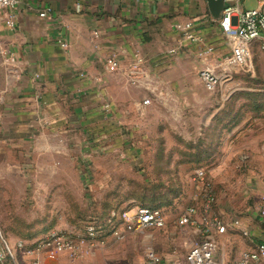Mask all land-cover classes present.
I'll return each mask as SVG.
<instances>
[{
    "label": "crops",
    "instance_id": "obj_1",
    "mask_svg": "<svg viewBox=\"0 0 264 264\" xmlns=\"http://www.w3.org/2000/svg\"><path fill=\"white\" fill-rule=\"evenodd\" d=\"M245 1H241L243 10L256 8L255 4L247 9ZM42 12L47 16L39 17ZM190 21L201 38L199 43L185 42L175 31L176 25ZM231 45L232 40L211 18L206 0H18L13 29L5 25V14L0 13V58L10 64L11 73L0 79V143L16 140L30 145L32 153H45L49 160L46 166L38 165L40 168L57 169L53 160H72L74 149L83 159L100 149L101 144L96 146L95 142L107 137L118 141L119 121L134 113L139 117L147 109L149 105L143 104L147 98L134 100V91L152 96L166 107L195 101L199 86L203 87L192 68L197 54L211 46L216 57L223 58L230 53ZM259 45L257 40L250 46L245 71H249L252 54ZM171 50L176 53L170 54ZM135 56L142 59V64L132 78L130 68ZM110 57L118 61V69L111 73L105 67ZM132 118L130 121H134ZM207 119L202 117L204 122ZM157 154L159 168L162 162L164 167L168 163L173 166L168 162L170 150L160 147ZM255 180L263 193L264 173ZM137 208L130 199L118 211L132 213ZM246 216L239 221L247 237L239 231L226 235L227 261L235 262L243 252L253 250L264 235L258 210ZM185 229L198 236L195 228ZM144 231L126 236L125 244L107 234L103 246L75 263L63 254L54 260L44 259L42 264H134L132 238L143 235L145 241ZM176 256L173 251L159 257L162 264L184 261L185 256ZM145 258H139L141 264Z\"/></svg>",
    "mask_w": 264,
    "mask_h": 264
},
{
    "label": "rangeland",
    "instance_id": "obj_2",
    "mask_svg": "<svg viewBox=\"0 0 264 264\" xmlns=\"http://www.w3.org/2000/svg\"><path fill=\"white\" fill-rule=\"evenodd\" d=\"M244 3L247 9L255 6L254 0ZM0 61L4 80L11 75L10 64ZM231 76L216 94L200 85L195 101L178 107L134 91L133 99L147 98L149 106L141 116L134 113L118 122V141L107 137L95 142L100 149L83 159L74 149L72 160H53L57 169L38 167L49 159L32 153L28 144L0 143V229L5 239L31 243L56 230L74 232L91 217L124 208L131 199L139 207L160 210L166 220L165 227L145 230V241L143 235L133 236L131 262L141 264L139 258L144 260L148 251L161 257L174 251L182 258L198 237L174 224L206 183L193 181L198 169L211 184L212 208L222 221L257 213L261 190L255 178L264 173V50L258 46L252 54L249 71ZM160 147L170 150L172 167L162 162L159 168L155 156ZM74 233L83 234L82 229ZM24 264L31 262L25 259Z\"/></svg>",
    "mask_w": 264,
    "mask_h": 264
},
{
    "label": "built area",
    "instance_id": "obj_3",
    "mask_svg": "<svg viewBox=\"0 0 264 264\" xmlns=\"http://www.w3.org/2000/svg\"><path fill=\"white\" fill-rule=\"evenodd\" d=\"M241 1L224 0L221 18L217 21L221 32L232 40L230 53L217 58L214 48L206 46L192 63L193 71L207 92L223 88L230 82L231 75L248 69L250 46L257 40L260 41V49L264 50V0H254L256 8L252 10H243L240 7ZM17 6L18 0H0V13L5 14V25L10 29L15 26ZM46 16V12L39 13V17ZM193 27V22L190 21L176 25L175 31L183 41L199 43L201 38L193 31ZM61 46L65 48L66 44ZM169 53L175 54L176 51L171 50ZM140 64L142 59L135 56L130 68L132 78L139 71ZM105 67L109 73L115 72L118 61L110 57L105 60ZM143 104L149 105V101L145 100ZM262 157L264 160V153ZM205 179L206 175L202 170H195L193 181L206 183L199 197L193 199L194 203L176 221L180 228H195L198 239L193 242L183 262L169 264H264V235L259 237L253 250L243 252L235 262L227 261L224 240L228 232L239 231L244 237L249 234L241 227L239 219L224 222L214 213V193L211 184ZM200 202L201 208L198 206ZM258 216L264 223V192L259 197ZM164 225L165 218L160 210L139 207L132 213L126 210L118 214L112 213L105 221H88L82 228L83 234L56 230L31 243L22 240L10 242L0 229V264H24L25 259L30 260L31 264H42L44 259L54 260L63 254L70 263H75L93 252L94 248L103 246L107 234L118 242L134 231L162 228ZM144 264H162V261L152 251H148Z\"/></svg>",
    "mask_w": 264,
    "mask_h": 264
},
{
    "label": "water",
    "instance_id": "obj_4",
    "mask_svg": "<svg viewBox=\"0 0 264 264\" xmlns=\"http://www.w3.org/2000/svg\"><path fill=\"white\" fill-rule=\"evenodd\" d=\"M207 9L211 18L218 21L224 7V0H206Z\"/></svg>",
    "mask_w": 264,
    "mask_h": 264
},
{
    "label": "trees",
    "instance_id": "obj_5",
    "mask_svg": "<svg viewBox=\"0 0 264 264\" xmlns=\"http://www.w3.org/2000/svg\"><path fill=\"white\" fill-rule=\"evenodd\" d=\"M120 212H122V211H118V208L117 207H115V208H110L108 211H107V213L105 214V216L103 215V216H98V217H91V219L90 220H88V221H92V220H100V221H104V219H108V218H110V215L112 214V213H115V214H118V213H120Z\"/></svg>",
    "mask_w": 264,
    "mask_h": 264
}]
</instances>
